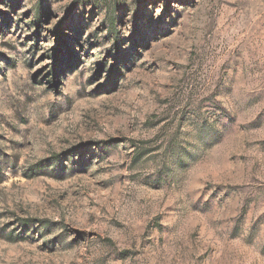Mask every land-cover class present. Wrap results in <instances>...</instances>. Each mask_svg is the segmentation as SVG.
<instances>
[{"label": "rangeland", "instance_id": "374dc122", "mask_svg": "<svg viewBox=\"0 0 264 264\" xmlns=\"http://www.w3.org/2000/svg\"><path fill=\"white\" fill-rule=\"evenodd\" d=\"M0 264H264V0H0Z\"/></svg>", "mask_w": 264, "mask_h": 264}, {"label": "trees", "instance_id": "16d2710c", "mask_svg": "<svg viewBox=\"0 0 264 264\" xmlns=\"http://www.w3.org/2000/svg\"><path fill=\"white\" fill-rule=\"evenodd\" d=\"M58 43H59V37H58ZM50 77H51V85L56 89L57 87H56V81H55V78H56V73L55 72H53V74H51L50 75ZM109 142H111V141H109ZM28 220H22L21 221V224H22V226H26L27 224H28Z\"/></svg>", "mask_w": 264, "mask_h": 264}]
</instances>
